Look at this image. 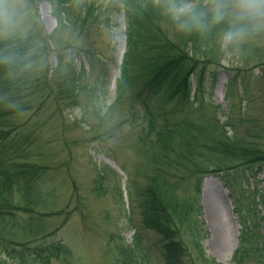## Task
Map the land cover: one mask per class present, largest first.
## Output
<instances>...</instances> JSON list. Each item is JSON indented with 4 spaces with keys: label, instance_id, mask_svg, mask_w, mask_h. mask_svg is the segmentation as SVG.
<instances>
[{
    "label": "rangeland",
    "instance_id": "rangeland-1",
    "mask_svg": "<svg viewBox=\"0 0 264 264\" xmlns=\"http://www.w3.org/2000/svg\"><path fill=\"white\" fill-rule=\"evenodd\" d=\"M192 2L206 11L204 0ZM37 5L40 23L47 33L53 32L56 49L64 50L67 61L74 56L85 73L75 101H58L39 113L29 111L6 148L0 146L2 153L19 141L31 161L46 167L36 178L37 189H31L33 204L20 210L35 217L44 232L28 235L21 226L18 240L38 246L63 242L66 251L51 257L49 264H113L128 243L145 247L152 264H158L159 235L142 224L139 192L154 172L151 156L160 150L143 141L141 120L132 123L140 107L132 86L136 72L129 71L124 93H117L126 49L123 4L97 7L99 18L89 20L86 30L57 28L51 3L37 0ZM35 13L29 4L28 28ZM223 24L228 25L209 28L213 42L221 44L219 61L199 62L198 73L205 72L207 81L205 89L193 95L189 110L194 117L216 114L233 139L264 151V30L226 45ZM164 25L171 33V25ZM51 64H56L54 53ZM191 83L195 91V76ZM220 167L203 177L186 170H174V175H179L185 194L199 196L209 254L221 264H264V159H235ZM1 229L5 238L16 240L15 231ZM0 264L15 263L0 254Z\"/></svg>",
    "mask_w": 264,
    "mask_h": 264
},
{
    "label": "trees",
    "instance_id": "trees-1",
    "mask_svg": "<svg viewBox=\"0 0 264 264\" xmlns=\"http://www.w3.org/2000/svg\"><path fill=\"white\" fill-rule=\"evenodd\" d=\"M48 1L57 18V28L67 26L74 30L88 29L89 20L99 18L97 7L122 2L126 49L117 93L119 97L124 93L129 71L136 72L132 86L140 107L132 114V123L141 120L146 138L143 141L146 145L148 142L157 145L160 150L152 154L154 172L148 175L139 192L142 224L159 235L158 264H221L205 245L208 231L201 219L199 196L181 190L180 177L174 175V170L203 177L222 170L223 163L235 159L263 160L264 151L233 139L216 114L206 117L201 113L194 117L189 110L193 95L199 89L203 91L207 81L205 72L198 73L199 62L219 61L221 44L213 42L209 30L212 24L206 31L181 30L165 13L163 0ZM29 4L36 13L27 31L0 37V146L3 148L29 111L39 113L58 101H75L82 88L80 76L85 73V68L75 63L74 56L67 61L64 50L56 49L53 32L47 33L40 23L37 0H29ZM197 9L201 11L200 7ZM164 23L171 25V33ZM222 26L224 30L228 27ZM53 53L56 64L52 66ZM6 56L12 57L11 62L4 61ZM194 76L195 91L191 83ZM202 108L200 102L198 109ZM23 145L17 141L12 145L14 149L0 153V198L4 204L0 206V228H4L2 232L8 229L18 233L13 232L16 240L0 233V254L15 264H49L51 257L66 251L63 242L47 246L22 244L24 241L18 240L20 235L16 232L21 226L28 235L44 232L35 223V217L20 212L33 204L31 189H37L36 178L46 169L39 161L29 159ZM18 196L20 202L13 201ZM131 245L119 249L113 264H152L145 247ZM243 249V246L236 249L234 259Z\"/></svg>",
    "mask_w": 264,
    "mask_h": 264
},
{
    "label": "clouds",
    "instance_id": "clouds-1",
    "mask_svg": "<svg viewBox=\"0 0 264 264\" xmlns=\"http://www.w3.org/2000/svg\"><path fill=\"white\" fill-rule=\"evenodd\" d=\"M163 4L181 30L206 31L209 24L227 22L223 32L226 45L264 30V0H204L206 11L198 10L192 0H163ZM28 20L29 0H0V37L25 33ZM3 59L11 62L12 57Z\"/></svg>",
    "mask_w": 264,
    "mask_h": 264
}]
</instances>
